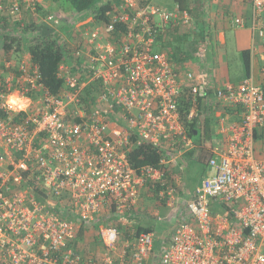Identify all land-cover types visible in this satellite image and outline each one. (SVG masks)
Instances as JSON below:
<instances>
[{"label":"built area","instance_id":"1","mask_svg":"<svg viewBox=\"0 0 264 264\" xmlns=\"http://www.w3.org/2000/svg\"><path fill=\"white\" fill-rule=\"evenodd\" d=\"M250 1L253 42L262 41L251 66L258 53L264 78V0ZM39 2L0 0V17H40ZM82 16L66 36L71 58L59 66V94L29 57L0 62L9 70H0V98L29 101L19 112L0 106V264H264V82L253 72L238 85L215 82L156 51L161 38L192 28L180 6L119 0L109 24ZM58 20L71 23L54 14L42 22L59 31ZM186 90L204 106L203 115L195 106L185 113L188 121L222 108L240 120L222 126L225 138L207 149L214 175L187 199L174 187L161 192L171 215H184L171 239L157 247L154 232H141L122 243L121 230L99 222L131 223L140 192L164 185L167 166L199 146L182 121ZM143 143L162 152L159 166L132 167L127 156ZM81 227L92 232L87 240L100 237L97 253L77 242Z\"/></svg>","mask_w":264,"mask_h":264},{"label":"trees","instance_id":"2","mask_svg":"<svg viewBox=\"0 0 264 264\" xmlns=\"http://www.w3.org/2000/svg\"><path fill=\"white\" fill-rule=\"evenodd\" d=\"M54 4H58L56 10L60 16H82L83 18L92 17L96 22H103L105 24L111 23V16L117 7L119 0H52ZM180 1V0H177ZM42 0L38 4V12L40 17H32L30 14L25 17V22L20 23L12 21L10 16L0 17V53L5 56L7 61L13 64H20L26 57L29 61L38 65L42 82L45 87L50 90L52 94H59L64 88V82L58 77L59 66L62 63L68 62L71 58V53L68 48V41L66 34H63L62 29L53 31L46 24L42 22L44 17L53 14L43 11ZM183 9L187 7L180 2ZM188 10V9H187ZM192 14L191 10H189ZM77 19H75V22ZM65 26L70 24L64 23ZM199 25V24H198ZM200 33L198 39L195 33L188 31L186 27H181L175 31L174 34H168L166 37L161 38L158 48L166 49L178 63H188L195 59L202 58L206 47L207 34L204 30V25H200ZM71 30V29H70ZM195 35V36H194ZM201 36V38H200ZM200 38V39H199ZM185 47L183 50L182 48ZM194 58L192 59V57ZM22 58V59H21ZM243 64L245 66L246 74L249 75L251 67V52L245 50L242 52ZM2 69V68H1ZM0 69V70H1ZM8 72L9 70L3 68ZM5 72V73H6ZM90 89V88H89ZM86 92H88V90ZM183 112V125L189 137L200 136L202 144L199 152L198 159L206 161L211 156L207 149L212 145V137L214 135V128L218 125L219 121L214 117H205L202 120H193L192 122L186 119V114L192 107H197L200 114H204V106L202 99L193 101L190 91L186 90L182 100ZM197 105V106H196ZM184 109V110H183ZM194 150L189 152V156H194ZM128 160L133 168L139 170L145 166L157 167L160 165L163 154L158 149L154 148L151 144L143 143L133 146L131 152L128 154ZM197 158V157H196ZM192 160V159H191ZM178 174L172 166H167V175L165 176V184L150 183L147 185L149 194H153L157 201L158 209L161 211L163 208L168 209L165 203V198L161 196V192L167 190V187L176 188ZM41 197V194H39ZM43 201V197L38 198ZM129 216L128 221H131ZM100 225L105 227H117L121 230V242L124 243L129 239L135 238L141 232H153V228H143L142 226L131 227L129 223H115L113 217L108 218L106 221H100ZM86 229L81 227L77 234V242H86ZM95 241V240H92ZM98 241V240H97ZM96 241V242H97Z\"/></svg>","mask_w":264,"mask_h":264},{"label":"crops","instance_id":"3","mask_svg":"<svg viewBox=\"0 0 264 264\" xmlns=\"http://www.w3.org/2000/svg\"><path fill=\"white\" fill-rule=\"evenodd\" d=\"M180 2H182V4L185 5L187 8L183 9L182 8L183 6L181 5ZM41 3L43 5V11H45L46 13L53 12L52 10L54 9L52 7L55 6V4L52 0H42ZM176 6H180L182 10L188 9L187 11L189 13H190L189 10H191L192 14L191 13L190 14L193 17V26L191 29L187 28L186 26L183 27H186L188 31L195 33V35L197 34V36L195 37L196 39H198L197 37H199V33L201 30L200 25L202 24L204 25V30L206 31L207 34V39L205 41L206 47L204 51V56L200 60H198V62H196V60H192L191 62L186 63V66L189 63H191L189 67H191V69L194 70V73L207 72L211 77V79H213L215 82L219 81V83L227 82L231 85H238L240 82L246 79L248 77L247 74L245 75L246 77H242V74L239 73L240 79L242 78L244 79L239 82H231L228 75H226L228 60L225 52H222L221 47L226 45L227 35L233 34L234 36H236L237 50L241 51V54L245 50H249L251 52L252 48L255 46H258V51H262V41L260 40V38H258L257 35L255 36L256 41L253 42L254 37L250 28L251 1L250 0H180V1L174 0V7L172 9H175ZM238 18L244 20L245 22L244 27H239L235 24V20ZM246 31H248V36L246 35ZM3 58H5V56L1 55L0 53V62L6 61V59L1 61ZM251 58H252V54H251ZM262 65H263L262 58L258 53H256L253 58L252 66L250 67L251 68L250 72H253L255 82L258 85L264 82L263 81L264 78L261 73ZM3 68H5V66L2 63H0V69L2 71L5 70ZM216 112L212 117H214L215 120H218L216 118V115L219 113L220 118L218 120L219 121L218 125H216V127L214 128L215 132L212 137L213 143H219L225 138V134L223 135L221 133L222 126H226L227 123L229 122L240 120V117L237 115V113L233 112L231 109L225 111L222 108V109H218ZM198 144H202L201 138ZM199 149H200V145L196 149H194V151H197ZM261 149H262V144H261ZM198 154L199 152L197 151L196 155L195 153L193 154L194 156H189V153L185 154L184 156L185 159L190 158L193 160L196 159V157H198ZM184 156H182L181 158H183ZM191 162L192 161H190L189 163ZM189 163L186 166H188ZM172 166L179 176V173L177 171L178 168L175 169V164ZM187 188H188L187 193L189 196L194 192V189L196 187L194 189H191L190 187ZM187 188H185V190ZM144 192H147L148 194V189L144 188L140 192L139 194L140 196L138 198L135 211L132 213L130 219L131 223H129L128 226L131 227L133 226L134 228L137 226H142L143 228H148V227L153 228V232L155 233L156 238L159 242L169 241V239H171L172 235L174 234V230L178 222L182 218H184L183 212L179 208L177 209L178 211L175 214L171 215L172 213L170 208L168 209L163 208L161 211H158L159 213L154 214L155 212L148 210L144 198L145 195ZM179 195L181 196V193ZM184 196L186 197L187 195ZM157 209H158V205L156 210ZM165 222L169 225L171 224L169 229L166 228ZM99 226H100V222H99ZM160 228H162L163 230L162 232H159L161 235H159L157 232V229ZM86 234L92 235V232L87 231ZM90 237H88L89 238L88 240L86 239L89 242H91L92 240V238ZM93 242L95 246L98 243V241L96 242V240ZM87 244H85V246Z\"/></svg>","mask_w":264,"mask_h":264},{"label":"rangeland","instance_id":"4","mask_svg":"<svg viewBox=\"0 0 264 264\" xmlns=\"http://www.w3.org/2000/svg\"><path fill=\"white\" fill-rule=\"evenodd\" d=\"M150 1H151L152 4L160 6V7H163V8L166 7L168 9H172L174 7V0H150ZM57 7H58V4L53 6L52 8L54 10H52V11L54 12L53 13L54 15L59 16L58 14H60V13H57V11H56V10H58ZM65 18L67 20H71L72 24L64 27L65 24L63 23V20H58L59 21L58 27H56V28H57V30L62 29V31H60V32H62L63 34L67 35L69 33L70 29H72V32H73L75 27L78 26L77 25L78 23L75 22V20H72L74 18V15L72 17L65 16ZM246 35L248 36V31H246ZM200 38H201V36H200ZM184 48L185 47H183L182 50ZM221 49H222V52H225L227 60H228V66H227V69H226V75H228V77L230 78L231 82L242 81L244 78L240 79L239 73L242 74V77H246L245 76L246 75V70H245V66L243 64L241 51L237 50L236 36H234L233 34H228L227 35V43H226L225 46H222ZM156 51H159L158 47H157ZM183 52H185V50H183ZM193 58H194V56L192 57V59ZM200 59L201 58L195 59V60H196V62H198V60H200ZM190 65H191V63H189L187 66L189 67ZM189 68L191 69V67H189ZM192 72H194V70H192ZM242 82H240V83H242ZM193 140L199 142L200 141V136H195ZM196 154H197V151H195V155ZM197 158L191 160L190 158H186L185 159V156H184L183 158H181L180 160H178V161H176V162H174L172 164V165L175 164V169L178 168L177 171L179 173V176L177 177V181H176V184H175L176 185V189L179 192V194L181 193L182 197L184 195H187L186 199L188 198V193H187L188 188L187 187H190L191 189H194L195 187H197L198 185L201 184L202 179L204 177H209L211 175H214V170L211 167L208 166L206 161H200ZM190 161H192V162L189 163ZM188 163H189V165L186 166ZM185 188H187V189L185 190ZM144 194H145L144 198H145L148 210L155 212L154 214L159 213L158 212L159 210L158 209L156 210L157 201L155 200L154 195L152 193L149 194V192H148V194H147V192H144ZM183 202H185V201L183 200ZM165 224H166L165 225L166 228L169 229L171 224L169 225L166 222H165ZM162 231H163L162 228L157 229V232H158L159 235H161L159 232H162ZM96 238L98 240H100V237H96ZM85 244L86 243L84 242L83 245H85ZM160 244H161V242L158 241L157 242V247ZM84 247L86 248V251L88 253H97L100 250V246H99V248H98L97 244L95 246L94 242L92 240H91V242L88 241V244L86 246H84Z\"/></svg>","mask_w":264,"mask_h":264},{"label":"clouds","instance_id":"5","mask_svg":"<svg viewBox=\"0 0 264 264\" xmlns=\"http://www.w3.org/2000/svg\"><path fill=\"white\" fill-rule=\"evenodd\" d=\"M3 100V104L0 106L6 107L11 112H19L24 110L28 106V99L21 97L17 93H11L6 97L0 98Z\"/></svg>","mask_w":264,"mask_h":264}]
</instances>
